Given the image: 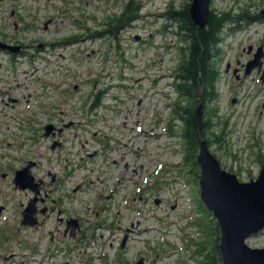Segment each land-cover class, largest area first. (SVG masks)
Returning <instances> with one entry per match:
<instances>
[{
    "label": "rangeland",
    "instance_id": "374dc122",
    "mask_svg": "<svg viewBox=\"0 0 264 264\" xmlns=\"http://www.w3.org/2000/svg\"><path fill=\"white\" fill-rule=\"evenodd\" d=\"M125 1L0 0V38L19 46L0 49V202L7 205L0 219L13 224L15 206L30 193L15 190L2 171L31 159L37 161L33 175L52 171L67 178L66 209L80 218L87 237L80 240V232L66 239L74 248L69 264H198V184L186 182V171L175 166L183 151L178 121L170 124L180 43L174 28L163 27L162 14L169 2L178 7L189 0H140L138 20L111 37L104 23ZM209 7L232 16L246 9L249 16L264 0H210ZM220 30L217 97L202 110L212 112L211 132L218 135L208 147L221 167L246 181L264 165V18L231 20ZM258 46L260 67L241 69L236 79L232 66L244 64ZM61 121L69 125L62 146L52 149L44 126ZM103 142L107 159L87 157ZM110 223L121 229H108ZM131 223L133 231H124ZM40 233L32 229L27 241L35 245ZM246 243L263 246L264 227ZM41 260L37 264H59ZM8 263L2 252L0 264Z\"/></svg>",
    "mask_w": 264,
    "mask_h": 264
},
{
    "label": "trees",
    "instance_id": "16d2710c",
    "mask_svg": "<svg viewBox=\"0 0 264 264\" xmlns=\"http://www.w3.org/2000/svg\"><path fill=\"white\" fill-rule=\"evenodd\" d=\"M189 1H184L178 7H175L171 1L162 14L168 21V23H164L163 27L174 28L180 43L178 45V61L172 71L176 100L172 104L170 124L174 120L178 121V135L182 144L183 157L181 164L175 166L179 168V171H186V177L188 176L186 182L198 184L199 170L196 153L199 133L205 138L207 145L211 140L218 141V135L211 132L213 128V123L210 120L212 112L206 109L207 114H203L202 110L217 97L215 88L218 79L216 58L219 54L217 45L221 38L220 29L231 20L236 21L240 18L251 22L259 16H248L244 13L246 9L232 16L228 11L220 12L210 8L206 23L203 27H199L189 19L187 11ZM141 7L140 0L125 1L118 14L107 17L104 23L105 32L109 36L117 38L118 33L126 30L138 20ZM98 34H102V32ZM199 101L202 104L200 130L195 115ZM206 132H210L213 136H207ZM262 158L260 157L259 161ZM195 204L199 209L197 217L198 241L193 240L197 245L195 253L199 256L196 262L198 261V264H223L218 251L219 229L214 216H211L199 195L196 197Z\"/></svg>",
    "mask_w": 264,
    "mask_h": 264
},
{
    "label": "water",
    "instance_id": "95a60500",
    "mask_svg": "<svg viewBox=\"0 0 264 264\" xmlns=\"http://www.w3.org/2000/svg\"><path fill=\"white\" fill-rule=\"evenodd\" d=\"M209 3L210 0L189 1L187 11L192 23L199 27L204 26L210 9ZM260 11L264 13V8ZM0 49L16 52L19 46L0 40ZM262 55L263 51L258 46L252 58L245 62L244 73H248L253 66L260 67ZM201 107L202 104L199 101L195 109L198 124L202 115ZM53 129V124H47L44 135L52 134ZM60 131L61 128L58 129V132ZM56 145L57 142H54L51 147L55 148ZM197 147L200 199L210 211L211 216H214L219 229L218 251L221 262L223 264H264V245L254 247L246 243L249 235L259 232L264 227V165L259 167L254 178L246 181L239 180L235 172L220 166L218 158L211 152L200 133ZM33 164L34 162L30 161L23 168L16 170L14 177L16 188L33 187V176L30 173V167ZM32 215V208L27 207L23 220L31 224ZM124 242L125 238L122 245Z\"/></svg>",
    "mask_w": 264,
    "mask_h": 264
},
{
    "label": "flooded vegetation",
    "instance_id": "af4514ba",
    "mask_svg": "<svg viewBox=\"0 0 264 264\" xmlns=\"http://www.w3.org/2000/svg\"><path fill=\"white\" fill-rule=\"evenodd\" d=\"M249 16H259V18L251 21H261L264 18V13H261L259 10ZM0 40L6 42V40H3L2 38H0ZM248 48L247 52L251 50V45L248 46ZM6 53L9 52L6 51ZM229 67L230 64L227 63L225 70L229 69ZM241 69L244 74V64L232 66L231 71L236 79L239 77ZM259 78L263 79V74ZM14 99L17 101L16 98ZM60 123L61 126L55 125L54 129L52 130V140L53 142H57V146L54 149L62 146L60 137L64 133L65 127L62 121ZM59 128H61L60 132L57 130ZM93 136H96V132L93 133ZM101 144L102 145L100 146L99 150H94L92 153L86 151L87 157L92 158L98 154L102 157V161L107 159V153L109 151H107L105 142ZM111 149L115 150V148ZM30 161L34 162V164L30 167V173L33 176V187H27L25 189L16 188L14 182L16 170L24 167ZM112 162L116 163L117 160L113 159ZM36 165L37 161L26 159L22 161L20 166H15L12 171H2L1 175L3 177L11 175V177H9L10 185H12L15 190H27L30 191V193L24 202H21L19 205L15 206L14 212L16 214L15 218L17 219L13 222V224L8 220L0 219V254L3 252V259L8 260V264H37V262H39L42 258L47 257H49L51 261H59V264H69L67 259H70L69 257L72 256L74 248L73 241H66V239H73L79 236L82 230V223L79 217L73 216V214H71L66 209V204L68 203V193L65 192L63 188H66L67 178L60 177V175L52 171L46 172L48 177H37L32 173V168H34ZM122 169L125 171L129 169L127 162L123 163ZM132 172L136 173L137 170L132 168ZM71 173L72 171L67 172V175H70ZM152 188L153 187H147V190H152ZM72 191H75V187L72 188ZM113 194H115V189L111 190V192L106 195V199L112 198ZM27 207H31L33 211L31 224H28L23 220L25 209ZM6 209L7 205L4 202H0V218H2L3 215H7ZM105 211L106 209L103 208L102 212ZM115 216L117 217V215ZM50 222L51 227L49 229ZM130 226L131 228H124V231H133V223H131ZM107 228L116 231L120 227L114 226L110 223L107 225ZM32 229H41L40 239L38 240L39 242L35 243V245L27 241L29 233ZM82 232L79 236L80 240L87 238L85 237L84 233L82 235ZM42 245L45 246L44 253L41 250Z\"/></svg>",
    "mask_w": 264,
    "mask_h": 264
}]
</instances>
